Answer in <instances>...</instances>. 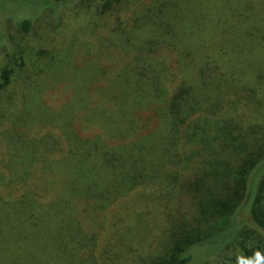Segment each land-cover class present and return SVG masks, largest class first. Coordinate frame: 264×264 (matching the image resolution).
<instances>
[{
	"label": "trees",
	"instance_id": "trees-1",
	"mask_svg": "<svg viewBox=\"0 0 264 264\" xmlns=\"http://www.w3.org/2000/svg\"><path fill=\"white\" fill-rule=\"evenodd\" d=\"M23 1L29 3L40 0ZM130 1L111 0L104 7L112 9L113 2L127 5ZM201 16H207V13ZM212 21H208L214 27L211 32L205 31L204 23L200 22L199 32L191 29L184 38L170 31L155 34L151 46L138 50L137 57L126 59L127 62L119 68L101 70L100 75L108 81L102 97L104 102L107 100L106 108L100 106L97 97L91 107L92 111L93 108H96V112L101 111V116L93 113L92 117H87L89 108L84 101L86 95L82 94L71 102L87 110L80 118L82 126L83 122L90 129L94 126L100 129L94 138L78 137L71 130L73 117L65 113L55 114L47 108L41 110L38 116H32L33 104L29 99L27 102L24 95H14V98L25 102L20 109L16 110L14 102L0 105L1 125L3 118L8 120L9 116V119H14L13 124L23 130L38 124L40 127H59L64 132L62 139L66 153L60 160L51 158L62 148L57 134L47 133L31 138L21 134L11 135L7 143L12 155L11 162H20L28 170L17 171L10 166L7 170L15 172H10L9 177H32L33 169V177L37 169L44 176L40 177L43 181L50 176L66 177L67 173H74L77 177H115V169L121 167L127 171V178L121 180L124 189L119 193L117 187H114L115 194L104 195L100 199L98 197L97 209L109 210L120 205L124 199L131 200L132 192L140 188L141 198L138 195V200L131 201L135 205L138 203L144 210L137 221L142 242L151 240L160 244L161 241L151 236L157 234V237H164V243H161L164 245L163 251L150 264H193L199 252L200 259H212L222 257L235 248L241 250V257L234 259L235 264H264V34H261L264 32V24L254 21L246 34H243L237 20L232 19L231 23L228 20L224 23ZM22 26L29 32L32 21L25 20ZM203 32L205 34H200ZM161 45L174 47L177 57L175 64H169L161 54L155 55ZM120 54L125 57L123 53ZM161 57L165 59L160 60ZM246 64L247 70H257V79L252 77L249 82L239 84L237 80L241 76L248 79L251 73L244 71ZM257 64L261 67H255ZM17 74V70L7 64L1 69L0 104L11 90ZM120 82L124 84L128 98L125 97L120 106L126 113L119 120L123 116L128 117L125 128H130L128 130L131 132V137L121 143L112 139L114 133L123 127L119 120H114L119 107L112 104L107 108L108 100H115L114 95L120 90ZM134 82L140 90L143 89L138 96L133 93ZM38 105L42 107L40 103ZM38 105L36 103L37 108ZM112 106H116L117 110L113 111ZM100 121L104 126L106 124V129ZM156 133L159 142L154 140ZM125 142L130 143L124 144L125 148L123 145V148L117 149L119 144ZM73 145L76 146L74 149ZM188 146H192L191 150L185 149ZM217 146L215 159L208 161L210 156L206 152H211ZM121 149L123 157L120 155ZM25 152L27 160L24 158ZM68 156L75 160L82 158L83 169L77 163L68 164ZM118 156L123 161L122 166ZM87 158L92 159L91 165ZM84 159L87 163H84ZM39 163L41 167L38 169ZM86 165L91 167L85 168ZM67 179L80 183V179L74 177ZM47 181L44 182L46 190L49 185ZM167 182L168 185L164 186ZM67 184L66 181L64 189ZM145 187L149 190L143 189ZM64 192L68 193L66 189ZM27 195L11 202L24 203L31 199L40 204L42 212L47 215V206L53 209L51 201L40 202L27 198ZM142 202L143 206L140 205ZM164 202L168 207L167 214L159 211L154 204ZM5 206L14 207L12 204L0 203L2 235L4 228L10 226L6 224ZM71 206V216L75 218L77 209L73 199L64 204L67 211ZM38 214L39 209L35 206L29 216L34 218ZM80 215L83 214L79 212V228L83 224ZM112 216L113 220L107 219V223L117 228L118 216L114 213ZM165 221L168 227L162 228ZM32 224L36 225V220L33 219ZM54 227L43 229L53 231ZM120 231V239L127 246L134 238L132 232L136 230L126 225ZM116 233L117 229L112 230L110 236ZM5 237L7 239L4 238L1 244L8 242V246L0 247V251H4L0 252V264H7L8 260L10 264L11 261L15 264H18V260L23 261L24 258H18L21 248L14 249L10 245L12 240L6 229Z\"/></svg>",
	"mask_w": 264,
	"mask_h": 264
},
{
	"label": "rangeland",
	"instance_id": "rangeland-1",
	"mask_svg": "<svg viewBox=\"0 0 264 264\" xmlns=\"http://www.w3.org/2000/svg\"><path fill=\"white\" fill-rule=\"evenodd\" d=\"M107 1L110 4L111 0H64L63 3L53 0L29 3L23 0H0V73L6 64L14 67L18 73L13 79L15 81L12 82L11 90L8 91L0 105L14 102L16 110L20 109L25 102L14 98V95H24L25 100L27 99L28 102L29 99L33 104V110L30 113L32 116H38L41 110L47 108L55 114L65 113L73 117L74 124L71 130L78 137L94 138L100 133V129L96 126L90 129L83 122L82 126L80 118L87 113V110L83 106L72 105L71 102L74 99L77 100V97L82 94L86 95L84 101L89 108L87 117H92L93 113L101 116V111L96 112V108H93V111L91 109L96 97L100 106L106 108L107 100L104 102L102 97L108 81L104 80L105 76L100 75L101 70L123 66L127 62L126 59L137 57L138 50L148 49L151 41L156 37L155 34H162L164 31L177 33L179 38H184L187 34L189 35L191 29L200 30V22H202L205 25L203 29L211 32L214 27L208 23L210 19L214 20L212 22L223 23L227 20L230 23L232 19L237 20L240 22L239 27L242 26L239 30L244 32L243 34H246L254 21L261 22V25L264 24V0H132L127 5L113 2L112 9L104 7ZM206 13L207 16H201ZM25 20L32 21V29L29 32H26L22 26ZM232 28L236 30L235 27ZM173 48L161 45L155 55L161 54L166 57L169 64L171 62L175 64L177 57ZM120 53H123L125 57ZM163 59L161 57L160 60ZM255 67L261 66L257 64ZM247 68L248 64L244 71H249ZM256 71H249L251 73L248 79L241 76L237 83L249 82L252 77L257 79ZM120 84L119 92L114 95L115 100H108L107 106L108 108L115 104L119 107L118 110L116 106L111 107L113 111L117 110L115 121L126 113L120 106L128 95L125 94L124 84L121 82ZM258 86L261 87L260 84ZM142 90L134 82V96H138ZM243 97L245 102L246 94ZM36 103L37 105L40 103L42 107L39 108L38 105L37 108ZM13 120L9 119V116L8 120L3 118V125H1L0 112V203L14 206H5L6 224L10 226L4 228L3 235L0 234V247L8 246V242L5 245L1 244L4 238L7 239L6 229L12 240L10 245L15 247L14 249L21 248L18 251V258L21 257L24 260H18V264H150L156 256L160 255L164 247L161 245L164 243L162 242L164 241L163 235L162 238L157 237V234L151 236L155 237L158 242L161 241L160 244H155L151 240L142 242L140 237V226L137 221L142 217L140 213L144 210L139 207L138 203L135 205L131 201L138 200V195L140 197L141 194L140 188L132 192L131 200L124 199L120 205H115L109 210L97 209L98 197L100 199L104 195L115 194L114 187H117V192L124 189L121 180L124 181L127 178V171L121 167L114 168L115 177H92L91 175L77 177L74 173H67L66 177L50 176L46 179L49 180L47 190L46 184L44 185L46 180L43 181L40 178L44 176L37 169H35L34 177V169L32 170L33 178L9 177L10 172H15L7 170L10 166L17 171L28 170V167L23 168L20 162H11L12 155L7 145L11 135L21 134L31 138L54 133L61 140L62 148L51 155V158L60 160L66 153L62 139L64 132L61 128L40 127L37 124L23 130L15 126ZM127 120L126 116L119 120L123 127L114 133L113 140L121 143L120 141L131 137L129 136L131 132L128 130L130 128H125ZM101 126L106 129V124L104 126L102 123ZM24 132L27 133L24 134ZM158 139L159 136L156 133L154 140ZM78 141L81 139L78 138ZM128 143L130 142L119 144L117 149L123 148L121 146ZM75 147L73 145V149ZM191 147L188 146L185 149L191 150ZM217 150L218 146L211 152H206L207 156H210L208 161L215 159L214 154ZM120 155L123 157L122 149ZM25 156L27 160L26 152ZM69 158L68 164L77 163V166L83 169L82 158L76 160L74 157ZM91 161L92 159L87 158L88 164ZM120 161L122 166L121 158ZM87 162L84 159V163ZM40 165L39 163L38 169ZM90 165H86L85 168L91 167ZM120 171H123L122 175ZM67 177L80 179V183L74 179H67ZM66 181L68 184L65 189L68 193L64 192ZM166 185L168 182L164 183V186ZM143 189L149 190L147 187ZM26 194H28L27 198H34L40 202L51 201L53 209L47 206L49 211L47 215L44 211L42 212L43 207L31 199H27L24 203L11 202V200L25 197ZM71 199L74 200V206L77 209L75 211L77 220L76 216L75 218L71 216L73 215L72 206L69 211L64 207L65 202L70 203ZM143 202L145 204V201ZM143 202L140 205L143 206ZM154 204L159 211L169 213L165 202L157 203L159 206ZM35 206L38 207L39 214L33 218L29 214H32ZM79 212L85 216L80 215V219L83 220L80 228ZM112 213L118 216L119 226L117 228L107 223V219L113 220ZM50 214H52L51 217H49ZM63 214L64 217H62ZM33 219L36 220V225L32 224ZM126 225L136 230L132 232L134 238L127 243V246L120 239L122 234L120 230H123ZM52 227H54L53 231L43 229ZM163 227H168V222L165 221ZM116 229V235L110 236L112 230ZM26 255L27 258H25ZM239 257H241V250L237 248L223 254L222 257L216 256L212 259H200L199 252L193 264H235L234 259ZM3 261L7 262L4 259ZM7 264H10L9 260ZM11 264L15 263L11 261Z\"/></svg>",
	"mask_w": 264,
	"mask_h": 264
}]
</instances>
